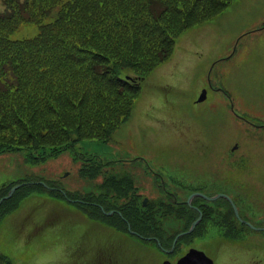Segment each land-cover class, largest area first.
Returning a JSON list of instances; mask_svg holds the SVG:
<instances>
[{"label": "rangeland", "instance_id": "1", "mask_svg": "<svg viewBox=\"0 0 264 264\" xmlns=\"http://www.w3.org/2000/svg\"><path fill=\"white\" fill-rule=\"evenodd\" d=\"M207 22L178 38L171 59L144 82L130 118L113 139L81 140L78 150L95 155L107 168H145V160L166 178L169 174L187 181L203 179L215 164L225 180V162L244 156L242 163L257 170L254 181L264 198V137L253 133L257 130L253 126L235 120L229 106L232 103L233 108L254 121L264 114V28L259 29L264 26V0H235L222 15ZM37 32V25L23 24L12 38L32 37ZM227 57L231 59L223 60ZM211 86L223 88L228 94ZM203 89L207 90V99L198 101ZM213 121L226 125L223 130L216 125L212 138ZM235 141H240L238 151H224ZM81 162L71 150L45 161H34L23 150L6 152L0 154V188L31 175L58 180L67 190L97 192L96 183L82 178ZM233 175L240 180L241 175ZM242 180L253 183L247 177ZM137 184L147 185L143 181ZM146 194L154 198L160 192L155 189ZM45 195L24 199L27 206L22 203L0 223V252L8 253L16 263L161 264L166 257L156 247L127 235L121 226L91 220L69 204L52 203L46 210L44 205L49 207L48 203L39 205L47 199ZM31 224L38 227L34 229L35 243L29 248L32 242L24 246L26 236L21 235ZM245 239L264 248V235ZM223 241V237L212 235L196 238L194 244L217 264H230ZM232 249L239 252L241 246ZM48 251L51 255L44 258Z\"/></svg>", "mask_w": 264, "mask_h": 264}, {"label": "trees", "instance_id": "2", "mask_svg": "<svg viewBox=\"0 0 264 264\" xmlns=\"http://www.w3.org/2000/svg\"><path fill=\"white\" fill-rule=\"evenodd\" d=\"M4 1L0 150L58 151L108 138L129 116L139 78L171 55L175 37L232 0ZM25 22L39 34L13 40ZM0 264L12 263L0 255Z\"/></svg>", "mask_w": 264, "mask_h": 264}, {"label": "flooded vegetation", "instance_id": "3", "mask_svg": "<svg viewBox=\"0 0 264 264\" xmlns=\"http://www.w3.org/2000/svg\"><path fill=\"white\" fill-rule=\"evenodd\" d=\"M243 119V116H239ZM264 118V117H263ZM264 128V121L256 124ZM261 135L264 137V129L261 130ZM226 179L225 186L222 190L217 192H224L228 194L232 200L227 197H219L216 200H204L201 197H194L191 205L188 203L187 198L179 199L178 196L169 197V202H174L180 205L181 214L178 218L180 221L178 234L184 231H187L189 227H186L184 212L188 211L190 207L193 211L192 215H195V219L199 216H202V219L208 220V223H203L199 228L190 234H211L212 232H207L209 230H214L215 234L218 235H259L263 233L264 226L260 224L261 221H264V216L258 217L260 212H262L261 206H264L258 199L253 200L252 197L246 195L244 190L245 181L242 180L243 177H247L248 170L241 165L227 164L224 166ZM233 173L241 175L240 180L237 181L236 176ZM224 175V173H216V171L209 172V177L207 180H204L205 183H211V178H214ZM223 179V178H222ZM213 192V191H212ZM242 192L245 195H242ZM194 219V220H195ZM182 222V223H181ZM247 222H251L257 228H252ZM156 234H167V232L172 233L170 229L163 228L160 231H155ZM240 251H243L242 249ZM248 256L254 255L253 259H250L249 262H252L256 257L259 256V251L256 248H250L245 250ZM259 261L258 259H255Z\"/></svg>", "mask_w": 264, "mask_h": 264}, {"label": "water", "instance_id": "4", "mask_svg": "<svg viewBox=\"0 0 264 264\" xmlns=\"http://www.w3.org/2000/svg\"><path fill=\"white\" fill-rule=\"evenodd\" d=\"M190 254L186 256L184 260L179 262V264H213L212 261L207 259L204 254Z\"/></svg>", "mask_w": 264, "mask_h": 264}, {"label": "bare ground", "instance_id": "5", "mask_svg": "<svg viewBox=\"0 0 264 264\" xmlns=\"http://www.w3.org/2000/svg\"><path fill=\"white\" fill-rule=\"evenodd\" d=\"M229 140H231V139H229ZM213 170H215V168H214V167H212V168L208 169L206 172H211V171H213Z\"/></svg>", "mask_w": 264, "mask_h": 264}]
</instances>
